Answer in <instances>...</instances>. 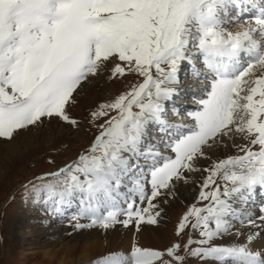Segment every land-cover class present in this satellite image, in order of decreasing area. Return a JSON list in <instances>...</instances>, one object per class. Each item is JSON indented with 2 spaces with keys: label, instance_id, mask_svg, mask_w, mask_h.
<instances>
[{
  "label": "snow or ice",
  "instance_id": "obj_1",
  "mask_svg": "<svg viewBox=\"0 0 264 264\" xmlns=\"http://www.w3.org/2000/svg\"><path fill=\"white\" fill-rule=\"evenodd\" d=\"M185 63L206 83L200 107L187 113L191 123H177L166 102L179 96ZM102 71L141 79L90 113L98 134L76 159L39 177L52 179L37 194L57 213L75 204L76 230H139L157 223L158 197L201 172L198 203L177 228L200 239L189 236L184 252L211 264H264V250L251 247L264 239V202L255 200L257 189L264 196V0H0V140L46 119L79 127L68 109ZM225 140L241 154L212 160L208 150ZM201 159L210 163L201 168ZM237 223L256 231L219 243L244 235ZM180 249L134 242L93 264H183Z\"/></svg>",
  "mask_w": 264,
  "mask_h": 264
},
{
  "label": "rangeland",
  "instance_id": "obj_2",
  "mask_svg": "<svg viewBox=\"0 0 264 264\" xmlns=\"http://www.w3.org/2000/svg\"><path fill=\"white\" fill-rule=\"evenodd\" d=\"M234 27L233 24L232 29ZM188 70V67H182L179 76H182V78L180 77L182 82L186 81V91L190 86L195 91L191 90L186 98L184 97L187 104L179 102L184 100L182 97H176L172 100L176 103H166L169 113L167 119L172 122H190L191 119L187 117V113L200 107L197 101L204 95L202 91L194 87H197V84L204 85L206 81H198ZM201 71L206 72L207 70L201 68ZM184 76L185 78H183ZM140 79L132 74L118 79H111L110 73L107 71H102L90 77L78 89L76 102L68 109L70 115L78 120L80 126L75 127L57 119H46L39 126L29 127L20 133L24 134L22 137L24 143L30 142L29 145L32 146L30 152L25 151L24 145L17 146L19 143L16 140L17 137L12 142L0 140V264H49V261L44 258L43 252L57 251L66 244H68L67 247L71 246L64 252L73 253L71 259L76 261L84 252L82 248L84 244L78 239L80 234L103 229L92 227L76 230L74 227L76 221L72 219L75 215V204L71 207H62V212L64 209L66 211L63 212L64 214L61 211L59 213L55 212L51 202H45L43 195H38L36 191L41 185L49 182L52 177L38 178L44 177L46 173L57 171L84 152L90 146L95 135L98 134L95 124L90 122V113L101 103L111 101L117 95L127 91L133 83L140 82ZM176 112L179 114L177 115ZM237 139H239V136H237ZM227 143L228 140H225L223 144L216 145L208 150L209 155L213 157L212 160L222 159L231 154L230 152H222ZM233 148L235 150L234 146ZM7 150L16 151L19 155L13 164H9L4 160ZM206 161L209 160L201 159L198 166L203 168L208 165L209 163L207 164ZM192 174H196L197 177L186 183L178 181L175 184L174 189H178V191L180 189L185 191L187 188L194 187V192H178L181 193V197L163 218V238L165 240L161 239L159 243H156V238L154 240L147 239L144 234L140 243L142 247L156 250H166L173 243H180L181 249L178 254L185 256L183 264H208L211 262L201 261L199 257H192L184 252V245L187 243L189 236L194 240L200 239L197 231L186 228L183 233L177 235L181 218L189 207L198 203L197 197L199 196L203 174L201 172H192ZM19 217L21 219H19V224H16L15 231L10 230L11 223H14ZM79 222L89 223L88 220H80ZM121 225L116 224L115 226L122 227L123 225ZM129 226L130 229L138 231L134 224ZM157 226V223L149 224L145 233L150 228L151 232L156 233L152 227ZM26 236L28 238L23 239L24 241L20 239ZM100 241L104 242L102 244L103 250L93 253V256L99 257L111 252L124 251L122 246L110 249V245L106 244V239H100ZM220 241L218 242L220 243ZM191 247L195 248L197 245L193 244ZM38 252L42 254H36ZM93 262L81 261L80 264H93Z\"/></svg>",
  "mask_w": 264,
  "mask_h": 264
},
{
  "label": "bare ground",
  "instance_id": "obj_3",
  "mask_svg": "<svg viewBox=\"0 0 264 264\" xmlns=\"http://www.w3.org/2000/svg\"><path fill=\"white\" fill-rule=\"evenodd\" d=\"M232 30H234V29H232ZM182 67H185V68L188 67L189 68L188 72H192V69L189 67V65L187 63L183 64ZM180 77L182 78V76H180ZM181 78H180L181 84L179 83L177 85V88L179 90V96L178 97H182L184 99V97L186 98L187 94L190 93L191 90L192 91H195V90L191 89V86H190V87H188L189 89L186 91V88H185L186 81L182 82ZM183 78H185V76ZM197 85L198 86L197 87L195 86L194 88L198 89V90H200V89H202L204 87L203 84L202 85L197 84ZM184 101H185V99L182 100V101H179V102H181V104H187L186 103L187 101H185V102ZM166 103H168V102H166ZM170 103H176V102L175 101H173V102L170 101ZM187 117H188V115H187ZM188 123H191V121L188 122ZM50 128H52V127H50ZM53 130H55V129H53ZM23 135H22V133H20L17 136L16 140L19 141L17 146H19V145L23 146L24 145V148H26L25 151L30 152L32 150L31 149L32 146L29 145L30 144L29 141H28V143H26V142L24 143V141H22ZM236 143L241 144V143H245V141H243L239 137V139L236 140ZM222 152L223 153H225V152L229 153L230 152L231 154H229V155L239 154L238 149L235 147V150H234L233 144L229 140H228L226 148ZM24 153H26V152H24ZM18 157H19V155H18V153L16 151L7 150L5 152V159L4 160H6V162H8L9 164H13L14 161L16 160V158H18ZM211 159H213V157H211ZM206 162H207V164L210 163V161H206ZM197 175H198V173H197ZM197 175L196 174H192V173H188L187 174V176H188V180L187 181H191L192 179L196 178ZM180 182H182V181H180ZM194 185H196V184H194ZM178 192H194V187L187 188V190H185V191H182L181 189L179 191H178V189H173V191L171 193H166L165 196L157 198L156 202L159 203V208L161 209V214L157 218L158 226L157 227H152V228H154L153 230L156 233L151 232L150 231L151 228L149 230H147L146 233H145L146 227L149 226V224H147L146 222H142L139 225L140 229L137 232L135 230L130 229L129 228L130 226L125 228L122 225H121L122 227H119V226H115L114 227L113 226V227H110L108 229H102L101 231L98 230V231L82 232L80 234V236L78 237V239L82 241V244H84L82 246L84 252L81 255V257H79L76 261L75 260L73 261L71 259L73 253H70V252H67V251L64 252V250H68L69 246H71V245H69L67 247L68 244L63 245L62 248L57 250V251H44L43 252L44 258L49 261V264H80L81 261L82 262H86V263L96 261L100 257L106 255V254H103V255H101L99 257H96L95 255L93 256V253H96L99 250H103L102 244L104 242H101L100 239L101 240L102 239H106L107 240L106 244L110 245V249H116V248H120L119 246H122V249H124V251H127L134 242L138 243L141 246L140 241H141L142 236L144 234H145V237L147 239L151 238L152 240H154L156 238V240H157L156 243H159L161 241V239L165 240V238H163V231H164V219L163 218L176 205L177 200H179V198L181 197V193H178ZM261 197H264V196H262L260 194V192H256L255 200H256L257 204H259L261 202H264V199L261 198ZM258 199H261V200L258 201ZM142 206H146V205H142ZM67 207H69V206H67ZM64 210H63V212H66ZM253 210H255V209H253ZM61 212H62V209H61ZM19 219H21V218L19 217V218H17V220H15L14 223L13 222L11 223V225L9 227L10 230L13 229L15 231L16 224L18 222H20ZM236 226H237V228L241 229V231L244 233V235L239 236V237H237L235 235V233L230 234V235H225L221 239L220 243L229 244V243H235V242H244L246 240V236L251 231H256V229H252V228H249V227H239L240 225L238 223L236 224ZM25 238H28V236L21 237L20 239L23 240ZM135 239H136V241H135ZM251 247L253 248V250H264V239L257 238L256 240H254L252 242ZM66 253H68V254L64 255ZM36 254H42V253L38 252ZM67 257L69 258V260H68ZM208 264H211V263H208Z\"/></svg>",
  "mask_w": 264,
  "mask_h": 264
}]
</instances>
